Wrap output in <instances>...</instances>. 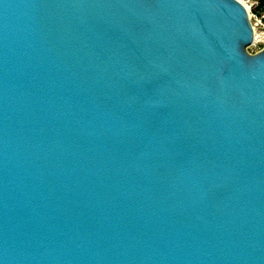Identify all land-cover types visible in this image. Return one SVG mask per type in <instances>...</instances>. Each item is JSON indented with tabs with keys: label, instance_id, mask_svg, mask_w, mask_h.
<instances>
[{
	"label": "water",
	"instance_id": "obj_1",
	"mask_svg": "<svg viewBox=\"0 0 264 264\" xmlns=\"http://www.w3.org/2000/svg\"><path fill=\"white\" fill-rule=\"evenodd\" d=\"M239 0H0V264H264V48Z\"/></svg>",
	"mask_w": 264,
	"mask_h": 264
},
{
	"label": "built area",
	"instance_id": "obj_2",
	"mask_svg": "<svg viewBox=\"0 0 264 264\" xmlns=\"http://www.w3.org/2000/svg\"><path fill=\"white\" fill-rule=\"evenodd\" d=\"M239 1L242 2V4H244L246 9L248 10L250 21L254 28V32L256 33V30H258L262 32L264 35V6L261 0H239ZM261 43L264 44V40Z\"/></svg>",
	"mask_w": 264,
	"mask_h": 264
},
{
	"label": "rangeland",
	"instance_id": "obj_3",
	"mask_svg": "<svg viewBox=\"0 0 264 264\" xmlns=\"http://www.w3.org/2000/svg\"><path fill=\"white\" fill-rule=\"evenodd\" d=\"M260 34H262L260 32ZM264 40V36L262 34V41ZM262 41L258 42V43H255L254 45H252L251 47L248 48V51L251 53V54H256L258 53L259 51H261L264 47V44L261 43Z\"/></svg>",
	"mask_w": 264,
	"mask_h": 264
},
{
	"label": "bare ground",
	"instance_id": "obj_4",
	"mask_svg": "<svg viewBox=\"0 0 264 264\" xmlns=\"http://www.w3.org/2000/svg\"><path fill=\"white\" fill-rule=\"evenodd\" d=\"M262 33V32H261ZM263 34V33H262ZM262 34H260V31L256 30V33H255V38H256V41L255 43H258L260 41H262ZM264 36V35H263Z\"/></svg>",
	"mask_w": 264,
	"mask_h": 264
},
{
	"label": "trees",
	"instance_id": "obj_5",
	"mask_svg": "<svg viewBox=\"0 0 264 264\" xmlns=\"http://www.w3.org/2000/svg\"><path fill=\"white\" fill-rule=\"evenodd\" d=\"M261 2H262V4H263V6H264V0H261Z\"/></svg>",
	"mask_w": 264,
	"mask_h": 264
}]
</instances>
